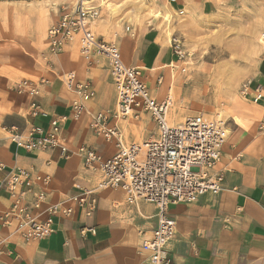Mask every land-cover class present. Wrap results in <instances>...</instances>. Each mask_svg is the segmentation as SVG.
I'll return each mask as SVG.
<instances>
[{
    "label": "crops",
    "instance_id": "0c3cea01",
    "mask_svg": "<svg viewBox=\"0 0 264 264\" xmlns=\"http://www.w3.org/2000/svg\"><path fill=\"white\" fill-rule=\"evenodd\" d=\"M159 1L169 12L192 21L225 18L228 26L237 22L232 20L234 15L247 17L251 47L253 38L264 33V0ZM90 2V6L99 10L98 4ZM257 6H261L259 10ZM45 12L49 19L41 26L46 30L43 43L37 46L21 41L16 46L19 49L13 48L0 58V165L3 166L0 179L11 172H29L25 186L30 190L27 202L33 203L38 193L47 197L42 209L35 211L40 219L45 217L48 206L66 202L103 180L100 172L86 168L78 151L80 146H85L105 159L115 155V146L97 136L90 124L98 113L114 111L118 98L110 59L96 53L84 56L78 41L67 46L63 53L51 56L49 64L41 59V54L49 51L48 31L65 11L59 15ZM98 20L93 31L97 26L100 35L94 31L96 35L119 48L125 64L146 72L165 68L162 85L157 78L151 86L145 79L146 72L144 80L157 101L167 98L173 101L178 85L177 71L169 66L175 60L173 39L158 27V21L144 22L137 30ZM135 35H139L138 42ZM230 44L227 40L228 49L232 48ZM257 55L256 66L247 76L252 90L258 86L264 88V49ZM74 72L78 81L88 83L95 93L86 102L83 117L75 121L72 114L75 94L63 82L65 74ZM41 80L45 83H40ZM25 81L39 89L38 99L47 116L36 119L29 116L32 99L26 92H18ZM251 98L246 99L247 110L235 116L227 128L222 161L213 172L224 173L223 190L200 195L189 204L169 207L170 217L178 225L169 245L170 264H264V102L253 104ZM61 116L68 118L60 136L66 152L61 147L26 152L2 132L3 127L14 126L26 136L32 127L47 130L51 121ZM147 119L153 123L149 115L142 114L139 121L110 120L109 125H117L127 143L141 144L157 134V129L154 131L145 123ZM135 130L139 136L134 135ZM47 177L51 180L49 184L37 180ZM98 195L99 204L92 216L78 209L71 218L57 219L54 234L42 241L27 244L14 226L2 229L0 224V264H155L143 245L159 227L156 207L144 201L131 204L128 196L119 190L101 191ZM11 205L8 191L1 190L0 212L9 210Z\"/></svg>",
    "mask_w": 264,
    "mask_h": 264
},
{
    "label": "built area",
    "instance_id": "2783aa9c",
    "mask_svg": "<svg viewBox=\"0 0 264 264\" xmlns=\"http://www.w3.org/2000/svg\"><path fill=\"white\" fill-rule=\"evenodd\" d=\"M90 1L79 0L71 11L62 14V18L48 31V50L51 56H57L67 46L78 41L84 56L96 53L110 59L118 97L116 109L95 115L90 129L106 143H112L116 153L105 159L94 149L80 146L78 154L86 168L100 172L103 180L96 187L83 189L66 202L48 206L43 219L35 211L42 209L47 200L46 194L38 193L33 203L27 202L30 190L25 186L30 173L21 170L4 176L0 179V191H8L12 205L9 210L0 212L1 228L14 226L27 244L42 241L54 234L57 219L71 218L78 209L92 216L98 207V194L101 191L119 190L128 196L131 204L144 201L156 207L159 227L149 240L144 241L143 250L150 253L155 264H170L169 245L176 236L178 225L170 217L169 207L177 203L189 204L200 195L218 194L223 190L224 173L213 172L222 161L227 126L225 123L209 122L201 115L189 117L184 123L172 126L169 115L173 101H157L144 80V70L125 64L121 60L119 48L96 35L92 28L100 18V12L90 6ZM172 46L175 60L169 66L175 65L172 68L181 71L184 67L180 65L186 63L188 53L178 39H173ZM163 80L158 78V84L162 85ZM63 82L75 94L72 114L74 121L79 120L86 111V102L94 98L95 93L88 83L78 81L75 72L65 74ZM40 83L45 82L41 80ZM18 92H26L32 99L29 116L35 119L47 116L38 99L40 93L36 86L25 81ZM241 93L245 99L252 97L253 104L264 102L262 86L252 90L250 84H246ZM142 114L151 117L157 134L141 144L127 143L121 129L117 125H109L110 120L117 119L139 121ZM67 121L66 116H61L52 120L47 130L32 127L26 136L14 126L3 127L2 132L8 135L17 148L26 152L59 147L66 152L60 136L62 125ZM37 180L45 181L46 184L51 182L48 177Z\"/></svg>",
    "mask_w": 264,
    "mask_h": 264
},
{
    "label": "rangeland",
    "instance_id": "374dc122",
    "mask_svg": "<svg viewBox=\"0 0 264 264\" xmlns=\"http://www.w3.org/2000/svg\"><path fill=\"white\" fill-rule=\"evenodd\" d=\"M93 1L99 7L100 23L108 20L138 30L144 22L149 23L155 19L163 32L171 34V39L181 41L188 58L180 66L188 72L181 73L177 70L178 85L169 115L172 126L184 123L189 117L201 115L209 122L220 120L230 128L233 118L247 110L249 103L241 90L249 80V72L256 66L257 54L264 49V45L258 46V43L262 44L260 40L264 33L253 38L251 47L247 17L234 15L232 20L237 22L226 26L225 18H199L196 21L183 19L169 12L159 0ZM78 2L79 0H0V58L10 53L11 49L18 48L16 46L21 41L39 46L43 43L46 31L41 26L49 19L45 11L59 15L63 11H71ZM158 11L171 18L169 29L164 18L156 17L155 13ZM94 31L100 35L97 26ZM134 39L138 42L139 35H135ZM227 40L232 45L230 49L227 48ZM50 57L49 51L41 54L44 62L48 63ZM165 71V68L155 69L154 72L144 70L145 79L153 86L157 78L164 76ZM145 123L156 130L150 119ZM134 135L139 136L137 130Z\"/></svg>",
    "mask_w": 264,
    "mask_h": 264
},
{
    "label": "bare ground",
    "instance_id": "6f19581e",
    "mask_svg": "<svg viewBox=\"0 0 264 264\" xmlns=\"http://www.w3.org/2000/svg\"><path fill=\"white\" fill-rule=\"evenodd\" d=\"M259 1V0H258ZM262 2V1H261ZM256 4H258V3H256ZM259 4H260V2H259ZM254 7V6H253ZM258 7V9L257 10H259V7H261V6H257ZM255 8H256V6H255ZM254 8V9H255ZM6 9V8H5ZM7 10H9V9H7ZM6 10V11H7ZM253 10V9H252ZM255 12V11H254ZM261 12V11H260ZM7 13V12H6ZM10 13H12V12H10ZM257 13V12H256ZM156 14V17L158 18V19H161V18H164V21L167 23V28H168V26H170V23H171V18L170 17H168V16H164V14H162V13H160L159 11L157 12V13H155ZM260 14V13H259ZM9 14H7V16H8ZM9 17V16H8ZM173 22V21H172ZM166 29V28H165ZM169 29V28H168ZM167 33V32H166ZM165 33V34H166ZM167 35L170 37L171 36V34H169V33H167ZM171 39V38H170ZM170 39H169V41H170ZM255 41V40H254ZM260 42L262 43V44H260V43H258V46L260 45V46H263L264 45V34L262 35V38H261V40H260ZM257 46V45H256ZM240 51V50H239ZM172 66H175V65H171V68H172ZM172 69H175V68H172ZM181 72L183 73V72H186V69L184 68V69H181ZM173 89H174V86H173V84L171 85V89H170V94L172 95V93H173ZM167 99H170V98H167ZM171 101H172V99H170ZM221 116H219V118H220ZM116 122H118V121H120V120H115ZM219 123H222L220 120L218 121Z\"/></svg>",
    "mask_w": 264,
    "mask_h": 264
}]
</instances>
